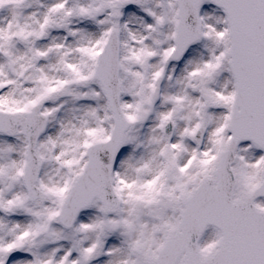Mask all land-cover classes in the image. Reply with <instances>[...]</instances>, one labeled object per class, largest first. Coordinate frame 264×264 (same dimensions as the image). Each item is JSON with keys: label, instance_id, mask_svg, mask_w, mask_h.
Here are the masks:
<instances>
[{"label": "snow or ice", "instance_id": "1", "mask_svg": "<svg viewBox=\"0 0 264 264\" xmlns=\"http://www.w3.org/2000/svg\"><path fill=\"white\" fill-rule=\"evenodd\" d=\"M0 264H264V0H0Z\"/></svg>", "mask_w": 264, "mask_h": 264}]
</instances>
